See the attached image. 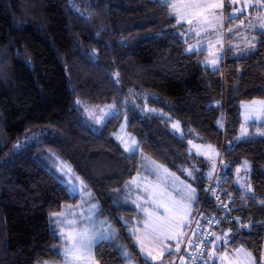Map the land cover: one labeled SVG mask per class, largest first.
Wrapping results in <instances>:
<instances>
[{"label": "trees", "instance_id": "trees-1", "mask_svg": "<svg viewBox=\"0 0 264 264\" xmlns=\"http://www.w3.org/2000/svg\"><path fill=\"white\" fill-rule=\"evenodd\" d=\"M237 8L226 0L227 16L239 18L231 14ZM178 20L166 0H0V264L64 260L53 213L79 196L35 157L37 150L69 162L102 204V216L112 219L121 210L113 197L124 194L144 155L186 179L191 170L197 220H221L203 264H210L219 230L227 233L225 244L245 246L264 264V134L239 135L242 104L264 99V29L248 47L228 48L214 69L204 64L206 50H187ZM133 99L160 112L141 113ZM81 102L115 104L120 112L96 132ZM126 116L139 140L134 153L115 138ZM174 121L183 136L171 128ZM190 140L219 150L217 194H209L208 162L190 152ZM245 162L248 192L236 183ZM115 221L120 235L96 245L98 263L127 264L121 249H129L136 264H156ZM175 250L162 264L174 263Z\"/></svg>", "mask_w": 264, "mask_h": 264}, {"label": "rangeland", "instance_id": "rangeland-1", "mask_svg": "<svg viewBox=\"0 0 264 264\" xmlns=\"http://www.w3.org/2000/svg\"><path fill=\"white\" fill-rule=\"evenodd\" d=\"M172 2V5H176V9H172L173 13L178 17L181 23L185 24L184 37L188 39L187 50L188 51H207L204 64L211 68H218L226 56V50L228 48L236 47L238 45L248 47L252 44L253 38L256 40V33L264 27V5L261 4L260 10H256L251 6L248 8L241 1L230 0L237 9H234L231 13L239 15V18H231L227 16L226 12V0H223L222 8H212L209 11L204 12V5L218 4L221 0H166ZM253 1V0H251ZM237 2L238 4L234 3ZM260 5V0H255ZM199 5V7H198ZM255 7V6H254ZM200 12H204V16L207 17L208 22L205 23L203 18L199 15ZM218 13V15H217ZM188 20H192V24L187 23ZM233 20L231 24L230 21ZM244 20V23H240ZM195 29V30H193ZM231 29V31H229ZM198 33V34H197ZM240 42V43H239ZM192 49V50H189ZM216 59V64L213 65L209 61ZM255 102V104L253 103ZM264 99H255L251 102H244L242 104V117L244 126L240 128V137H249L252 131L257 134L258 128H254V123L264 124ZM139 107L141 113L143 112H160L158 109L151 106L143 108L141 104L134 99L130 102ZM248 106L246 108L245 106ZM81 110L84 114L86 121L91 125L92 129L96 132L100 131L103 125L114 115L120 112V109L115 104L106 105H92L86 102L80 103ZM111 112L112 115L100 123L96 122L98 116H102L104 113ZM250 126V124H252ZM173 125H178L173 127ZM171 128L183 136V129L181 124L177 121L171 123ZM242 128L246 130V135H242ZM115 138L120 142L122 147H133L132 141L136 143L134 147L139 149V140L135 135L128 131V117L126 116L122 122V125L115 135ZM211 146V147H209ZM189 149L191 153H195L204 157L208 162V168L205 170V175L208 178H215L217 176L221 154L214 145L197 142L194 140L189 141ZM129 152V151H127ZM131 153V152H129ZM35 157L49 170L55 173V175L64 183L72 196H79L76 203H69L64 207L63 211L59 212L62 215L56 217L55 222L60 223L59 230L65 236L67 234L76 235L84 228H89L93 232L102 233V239H98L93 243L91 251L88 253L87 260L74 261L71 257H66L61 262H46L43 264H99L95 257V247L98 243L104 240H117L119 234V228L115 219L120 221L123 225L128 227L135 240V244L139 247L140 253L144 258L156 264H162V258L159 257V250L163 245L169 246L165 250V255L170 253L174 249L180 247V245L187 238L188 233L192 230L197 220V189L191 182V179H195V176L189 175L191 170L187 171L190 178L186 179L183 176L170 170L167 166L153 160L152 158L144 155L142 158V164L137 174L129 181L128 186L124 190L123 195H116L113 197V205L119 207L121 210L116 212L115 219L102 216V204L96 200L92 191H87V187L83 179L76 173L73 167L67 162L59 153L51 150H37ZM223 163V162H222ZM250 167V164L245 162L243 166L239 168L242 173L237 183L242 188L246 187L249 174H246V168ZM166 170V171H165ZM78 178V179H77ZM135 180V184L131 181ZM149 188L152 186H158L166 194L165 200L170 206L171 201L180 202L183 206L179 215L173 217L172 212L166 211L165 200L161 201H148L144 199H137V197H145L148 195L143 188L145 185ZM189 189H195L194 199L189 200ZM210 189V187H209ZM120 192V190H119ZM136 201V203H133ZM140 204L141 207L136 205ZM93 205H96L94 208ZM144 208L152 213L153 221L157 224L172 223L174 229L170 233L159 234V241H155L151 235V228H145L143 221L147 218ZM135 210L137 215L131 212H125L123 210ZM139 210V211H138ZM88 217H91L89 219ZM120 235V234H119ZM171 235L173 238L168 239L167 236ZM228 239V238H227ZM66 245L62 247L61 253L65 255ZM123 255H125L129 261L127 264H135L134 260L131 261V252L129 249H121ZM151 253V254H150ZM157 256V259L153 260L152 256ZM164 255V256H165ZM163 256V257H164ZM166 262L165 264H168ZM210 264H256V260L253 254L245 247H232L227 243L223 251L216 250L214 247L211 250L210 257L208 259Z\"/></svg>", "mask_w": 264, "mask_h": 264}, {"label": "snow or ice", "instance_id": "snow-or-ice-1", "mask_svg": "<svg viewBox=\"0 0 264 264\" xmlns=\"http://www.w3.org/2000/svg\"><path fill=\"white\" fill-rule=\"evenodd\" d=\"M222 6H223V0H221V2L218 4L204 5L203 8H204V12H206L212 8H222ZM171 7L173 9H176L175 4L171 5ZM198 7H199V5H198ZM204 12H200L199 15L203 18L204 22L207 23L208 20H207V17L204 16ZM217 15H218V13H217ZM177 22L179 23L180 21L178 20ZM187 23L192 24V20H188ZM261 27H264V25H261ZM193 30H195V29H193ZM229 31H231V29H229ZM252 46L254 47L255 45H252ZM189 50H192V49H189ZM209 62L212 63L213 65H215L216 59H213ZM117 76H118V73H117ZM253 103L255 104V102H253ZM261 104H264V102H261ZM245 107L248 108L247 105ZM111 115H112L111 112L104 113L102 116H98L96 118V122L100 123L101 120H104ZM173 127L178 128V125H173ZM246 134H247L246 130H244L242 128V135H246ZM262 134H264V133H262ZM135 143L136 142L133 140L132 141L133 147H129L126 145L125 151H129L131 153H134L137 150L134 147ZM209 147H211V146H209ZM237 171L239 172V169H237ZM188 174L191 175V173H188ZM131 183L135 184L136 182L134 180V181H131ZM143 191L148 193V195L145 197H137L138 200L144 199L146 203L150 200L154 201V202L165 200L166 194L158 186H152L151 188H149V186L146 184L145 187L143 188ZM194 192H195V189H189V197H188L189 200L194 199ZM133 203H136V201H133ZM165 204H166L165 210L166 211L170 210L172 212L173 217L179 215V213L183 207L180 204V202H177V201H171L170 206H169L167 204V201L165 200ZM136 206L141 207L140 204H137ZM93 207L95 208L96 205H93ZM143 211L145 212V215L147 217L143 221L144 227L146 229L151 228V235L155 241H159V239H160L159 234L170 233L173 231L174 225L172 223L168 222V223H163V224H157L153 221L152 213L148 210V208H144ZM59 215H62V214L53 213V216H59ZM88 218L91 219V217H88ZM102 238H104L102 233L93 232L89 228H84L83 230L79 231L76 235L67 234L64 236V239L66 241L65 256L71 257L74 261H77V262L87 260L88 253L91 251L93 243L95 241H97L98 239H102ZM167 238L172 239L173 237L171 235H169V236H167ZM216 239L219 240L221 238L216 237ZM168 247L169 246H167V245H163L160 248L159 257L163 258V256L165 255V250ZM152 259L153 260L157 259V256H155V255L152 256Z\"/></svg>", "mask_w": 264, "mask_h": 264}, {"label": "built area", "instance_id": "built-area-1", "mask_svg": "<svg viewBox=\"0 0 264 264\" xmlns=\"http://www.w3.org/2000/svg\"><path fill=\"white\" fill-rule=\"evenodd\" d=\"M240 23H244V20ZM218 174L212 180L209 194H217L218 192V187L221 184ZM225 215H227V211H225ZM220 223L221 220L216 215L208 217L205 222L196 220L180 249L175 250L176 258L173 264H203L206 253L205 245L215 235ZM195 229L198 231L193 232Z\"/></svg>", "mask_w": 264, "mask_h": 264}, {"label": "crops", "instance_id": "crops-1", "mask_svg": "<svg viewBox=\"0 0 264 264\" xmlns=\"http://www.w3.org/2000/svg\"><path fill=\"white\" fill-rule=\"evenodd\" d=\"M244 4H245V6L247 7V10H248V8L251 6V9H252V7L255 9V11L257 10H260V6H261V4H262V2H261V0H260V5L257 3V2H255V0H253V1H251V0H243L242 1ZM171 3V5H172V2H170ZM236 4H237V2H235ZM255 6V7H254ZM172 8V7H171ZM261 27V26H260ZM251 125H253V123L252 124H250V126ZM244 126V123H243V125H242V127ZM252 127V126H251ZM254 128L256 129V128H258V124L257 123H254ZM253 133H251L250 135H253L254 134V130L252 131ZM262 133H263V131L261 130V129H259V131H258V133L257 134H254V135H262ZM243 166V165H242ZM249 172H250V167H247L246 168V174H249ZM241 172L239 171H237L236 172V183H237V180L240 178V176H241ZM238 184V183H237ZM239 186V185H238ZM241 187V186H240ZM244 189V191H250L251 190V188H250V186H249V180H248V182H247V184H246V187L245 188H243ZM59 225H60V223H58V227H59ZM58 230H59V228H58ZM59 233L61 234V236L63 237V239H64V235L62 234V231H60L59 230ZM227 236V233L226 234H224V232L222 231V230H219L218 231V233L216 234V237H220L221 239H219V240H217L216 239V237L214 238V240H213V243H212V245H211V250L214 248V247H216V250H218V248H221V247H223L224 246V244H225V242H224V237H226ZM226 238H228V237H226ZM66 245V241H65V239H64V246ZM164 258V257H163ZM64 260H65V255H64ZM135 263V262H134ZM49 264V263H48ZM136 264V263H135ZM256 264H257V262H256Z\"/></svg>", "mask_w": 264, "mask_h": 264}]
</instances>
